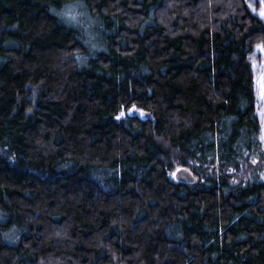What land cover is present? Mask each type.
<instances>
[{"label": "trees", "instance_id": "1", "mask_svg": "<svg viewBox=\"0 0 264 264\" xmlns=\"http://www.w3.org/2000/svg\"><path fill=\"white\" fill-rule=\"evenodd\" d=\"M257 46L262 0H0V264H264Z\"/></svg>", "mask_w": 264, "mask_h": 264}, {"label": "rangeland", "instance_id": "2", "mask_svg": "<svg viewBox=\"0 0 264 264\" xmlns=\"http://www.w3.org/2000/svg\"><path fill=\"white\" fill-rule=\"evenodd\" d=\"M264 2V0H262ZM79 17H76L74 18L73 20H78ZM255 55H256V61L254 63V67L256 68V75H257V78H258V84H259V87H260V93H261V97H262V100L264 99V49L261 47V46H257L255 48ZM143 112H139L138 114H142ZM127 115L124 114V113H119L118 117L121 118V117H126ZM262 139H263V143H264V120H263V123H262ZM179 167H182V166H177L175 168L178 169ZM174 170V172H175ZM173 172V173H174Z\"/></svg>", "mask_w": 264, "mask_h": 264}, {"label": "water", "instance_id": "3", "mask_svg": "<svg viewBox=\"0 0 264 264\" xmlns=\"http://www.w3.org/2000/svg\"><path fill=\"white\" fill-rule=\"evenodd\" d=\"M174 178L183 182H193L194 175L186 167H179L174 172Z\"/></svg>", "mask_w": 264, "mask_h": 264}, {"label": "snow or ice", "instance_id": "4", "mask_svg": "<svg viewBox=\"0 0 264 264\" xmlns=\"http://www.w3.org/2000/svg\"><path fill=\"white\" fill-rule=\"evenodd\" d=\"M65 14H67V15H72L71 7H69V10H68Z\"/></svg>", "mask_w": 264, "mask_h": 264}]
</instances>
